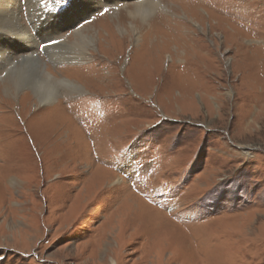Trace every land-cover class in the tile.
I'll return each instance as SVG.
<instances>
[{
	"label": "rangeland",
	"instance_id": "374dc122",
	"mask_svg": "<svg viewBox=\"0 0 264 264\" xmlns=\"http://www.w3.org/2000/svg\"><path fill=\"white\" fill-rule=\"evenodd\" d=\"M13 1L0 264H264V0ZM27 58L51 102L8 79Z\"/></svg>",
	"mask_w": 264,
	"mask_h": 264
},
{
	"label": "bare ground",
	"instance_id": "6f19581e",
	"mask_svg": "<svg viewBox=\"0 0 264 264\" xmlns=\"http://www.w3.org/2000/svg\"><path fill=\"white\" fill-rule=\"evenodd\" d=\"M27 7H28V9H31L32 2L27 3ZM155 7L156 6L154 4H152L151 2L146 1L142 4L134 6L132 8L133 11L131 12V14L130 13L129 14H130V16H134V17H138L139 19H143L144 17H147V16L149 17L151 14L153 15V13H151V11L154 10ZM141 17H143V18H141ZM1 28H5L8 31L12 30L16 34L17 33L21 34L22 36H20V38L18 40L22 41L24 43H27V42L29 43V45H26L28 47L14 48V45H12L11 42H7V39L5 36L4 37L5 42H4V44L3 43L1 44L2 45L1 47L3 48V53L0 54V61L1 62H3L6 59L5 65L6 64L8 65L9 63H11V60H9L10 59L9 55L12 54L13 52L15 53V51H18V50L22 51L24 53V55H26L27 52H30L32 54L34 53V52H31L32 47L30 46V45L35 44L34 40L31 39V37L27 33V30L25 28H23V25L20 23L19 16L17 14L16 3L13 0H0V29ZM123 33L126 35V32H123ZM79 34H81V33H78V35ZM89 37L84 36L83 34L80 35V41L82 43L81 44L82 46H88L90 43L93 42L92 38H89ZM115 42H116V40L113 41L112 43L115 44ZM51 54L52 55H50V56L53 59L57 58V56L55 54H53V53H51ZM34 55L35 54H33V56ZM30 58H31V56H30ZM30 58H27L25 60L23 59L24 60L23 62L17 64V66L15 65L14 68H11L9 70L8 79L9 80L12 79V82L14 83V87L16 88V90L26 88V90L29 93H31L34 96V98L37 100V102H39L40 104L49 103L57 95V82H59V81H57L58 79H56L54 76H52L47 70H44V66L40 65L39 61L31 60ZM66 84L68 87L73 86L69 83H66ZM13 90H15V89L13 88ZM116 180H118V182L116 184L122 185L123 182L120 178H116ZM142 203L144 205H146L144 202H142ZM129 206L130 205L128 203H125V205L121 208H123V209L126 208V210L129 211ZM127 214H130V213L127 212ZM139 218H141V217H139ZM138 221H139V219H138ZM141 223H144V220H141ZM165 242H167V240H165Z\"/></svg>",
	"mask_w": 264,
	"mask_h": 264
},
{
	"label": "snow or ice",
	"instance_id": "6c2138e0",
	"mask_svg": "<svg viewBox=\"0 0 264 264\" xmlns=\"http://www.w3.org/2000/svg\"><path fill=\"white\" fill-rule=\"evenodd\" d=\"M42 2V0H37V3H41ZM61 2L63 3V0H61ZM68 2L70 3L71 2V0H68ZM96 2H99V0H96ZM109 9L107 8V7H105V8H103V11H100V15H103L105 12H107ZM97 11H99V9H97ZM0 36H4V33H0ZM51 42H53V43H55L56 41H51ZM42 47L44 46V45H41ZM3 53V49H2V47H0V54H2Z\"/></svg>",
	"mask_w": 264,
	"mask_h": 264
}]
</instances>
